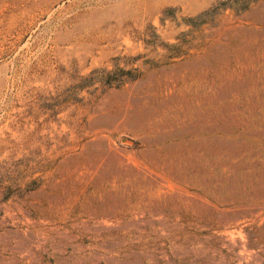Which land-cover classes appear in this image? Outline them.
<instances>
[{
    "label": "rangeland",
    "instance_id": "rangeland-1",
    "mask_svg": "<svg viewBox=\"0 0 264 264\" xmlns=\"http://www.w3.org/2000/svg\"><path fill=\"white\" fill-rule=\"evenodd\" d=\"M0 264H264V0H0Z\"/></svg>",
    "mask_w": 264,
    "mask_h": 264
}]
</instances>
